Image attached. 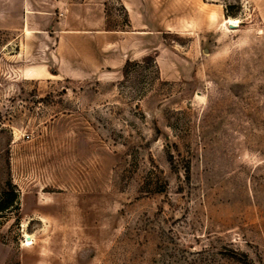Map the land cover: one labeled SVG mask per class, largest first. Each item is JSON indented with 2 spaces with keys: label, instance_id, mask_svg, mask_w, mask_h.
Segmentation results:
<instances>
[{
  "label": "rangeland",
  "instance_id": "obj_1",
  "mask_svg": "<svg viewBox=\"0 0 264 264\" xmlns=\"http://www.w3.org/2000/svg\"><path fill=\"white\" fill-rule=\"evenodd\" d=\"M3 201L0 264H264V0H0Z\"/></svg>",
  "mask_w": 264,
  "mask_h": 264
},
{
  "label": "crops",
  "instance_id": "obj_2",
  "mask_svg": "<svg viewBox=\"0 0 264 264\" xmlns=\"http://www.w3.org/2000/svg\"><path fill=\"white\" fill-rule=\"evenodd\" d=\"M73 10L74 8H70L69 12L71 13L69 14L72 15ZM90 22H91V19H90ZM88 28L91 29V27H88ZM76 30L77 29L76 27H74V25H71L67 28L62 27V30L59 33V38L57 40V48H56L57 59L63 60L62 63H64V60H65V65L68 68L67 73H74L76 64L80 62L84 63L85 67L91 68V57L82 59V60L76 58V53L74 49L75 40L72 39V36H71V34ZM88 43L90 44V49H91V35L88 37Z\"/></svg>",
  "mask_w": 264,
  "mask_h": 264
},
{
  "label": "bare ground",
  "instance_id": "obj_3",
  "mask_svg": "<svg viewBox=\"0 0 264 264\" xmlns=\"http://www.w3.org/2000/svg\"><path fill=\"white\" fill-rule=\"evenodd\" d=\"M239 20L238 19H229L227 20V24L230 25V27H236L238 25Z\"/></svg>",
  "mask_w": 264,
  "mask_h": 264
},
{
  "label": "trees",
  "instance_id": "obj_4",
  "mask_svg": "<svg viewBox=\"0 0 264 264\" xmlns=\"http://www.w3.org/2000/svg\"><path fill=\"white\" fill-rule=\"evenodd\" d=\"M10 207V205H9V203H7V202H1L0 203V211L2 212V211H4V210H6L7 208H9Z\"/></svg>",
  "mask_w": 264,
  "mask_h": 264
}]
</instances>
